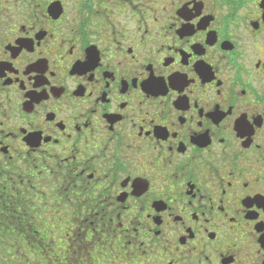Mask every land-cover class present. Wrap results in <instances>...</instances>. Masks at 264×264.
Here are the masks:
<instances>
[{
  "label": "flooded vegetation",
  "instance_id": "af4514ba",
  "mask_svg": "<svg viewBox=\"0 0 264 264\" xmlns=\"http://www.w3.org/2000/svg\"><path fill=\"white\" fill-rule=\"evenodd\" d=\"M0 264H264V0H0Z\"/></svg>",
  "mask_w": 264,
  "mask_h": 264
},
{
  "label": "snow or ice",
  "instance_id": "6c2138e0",
  "mask_svg": "<svg viewBox=\"0 0 264 264\" xmlns=\"http://www.w3.org/2000/svg\"><path fill=\"white\" fill-rule=\"evenodd\" d=\"M130 178V177H129Z\"/></svg>",
  "mask_w": 264,
  "mask_h": 264
}]
</instances>
